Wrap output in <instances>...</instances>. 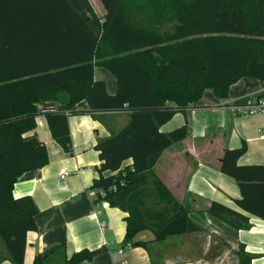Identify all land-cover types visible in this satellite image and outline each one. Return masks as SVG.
Masks as SVG:
<instances>
[{
    "label": "trees",
    "instance_id": "obj_1",
    "mask_svg": "<svg viewBox=\"0 0 264 264\" xmlns=\"http://www.w3.org/2000/svg\"><path fill=\"white\" fill-rule=\"evenodd\" d=\"M143 1L100 0L98 16L89 0H0V238L12 264H26V236L37 229L33 199L15 198L13 188L49 162L45 145L25 137L46 102L57 105L45 117L66 153L72 150L66 113H129L123 129L96 145L101 165L93 183L95 203L128 213L124 244L147 248L135 240L144 231L153 242L203 231L153 168L187 137V110L205 90L224 99L242 78L264 83V0H155L149 7ZM97 67L115 77V94L95 80ZM82 101L89 110L76 109ZM178 113L185 123L161 132ZM246 151L245 142L226 149L220 164L239 187L238 209L213 201L207 210L235 230H249V216L264 221V164H239ZM97 252L64 256L63 264L89 262ZM236 255L238 264H252L244 245ZM48 259L36 256L32 264Z\"/></svg>",
    "mask_w": 264,
    "mask_h": 264
},
{
    "label": "crops",
    "instance_id": "obj_2",
    "mask_svg": "<svg viewBox=\"0 0 264 264\" xmlns=\"http://www.w3.org/2000/svg\"><path fill=\"white\" fill-rule=\"evenodd\" d=\"M98 70L95 68V80L104 81L108 94H115V77ZM261 97H264V83L242 78L230 87L227 98L219 99L211 90H205L195 107L187 110V137L167 148L154 168L158 178L188 209L190 218L203 231L170 239L167 248L174 251L169 252L161 251V242H153V235L148 231L135 238L148 243L147 248L124 244L128 213L106 202L95 203L97 195L93 183L99 178L101 165L95 147L123 129L129 122V113L68 115L72 143L70 153L53 140L45 115L37 116L35 130L26 133L25 137H36L45 145L49 162L41 169L22 175L13 188L15 198L30 196L37 209L34 217L37 229L27 233L24 262L32 264L36 256H42L49 257L47 264H63L64 256L70 258L74 253L88 250L98 252L91 261L81 264H156L163 260L162 255L165 261L174 263L182 256L186 258L187 253L195 252L192 241L187 239L204 233L208 228L216 235H225L226 242L237 248L244 245L245 252L253 256L252 264H264L263 220L249 216L250 229L235 230L207 212L213 201L238 209L235 200L240 198L239 187L220 172L226 149L239 148L245 142L247 151L238 163L264 164V139H260L261 132L264 133V115H237L232 108L235 104H249ZM76 109L86 111L89 107L86 101H82ZM184 123L185 116L178 113L160 130L167 133ZM130 164L131 160L124 162L125 166ZM65 172L67 175L62 178ZM115 174L103 173L104 176ZM184 238L185 251H181L180 240ZM177 243L180 245L176 246ZM187 246L190 248L186 249ZM199 249L200 259L204 260V252L209 249L206 245ZM235 263L238 264V259ZM0 264H12L6 249L0 256Z\"/></svg>",
    "mask_w": 264,
    "mask_h": 264
},
{
    "label": "rangeland",
    "instance_id": "obj_3",
    "mask_svg": "<svg viewBox=\"0 0 264 264\" xmlns=\"http://www.w3.org/2000/svg\"><path fill=\"white\" fill-rule=\"evenodd\" d=\"M155 0H144L143 2H141V6L146 5V7H149L150 4L154 2ZM90 4L92 5L94 11L96 12V14L98 16H102L104 15V9L103 6L100 2V0H89ZM147 16V15H146ZM136 17L138 18H142L143 17V12L142 13H138L136 14ZM99 70L104 71V73H107L109 76H112V74L107 71L106 69L103 68H99ZM98 70V71H99ZM202 144V142H200ZM154 174L157 176V171L155 170V168L153 169ZM158 177V176H157ZM211 229H206L204 233L201 234H197L194 237H191L190 239L188 238V241H192L191 243H193L194 245V249L193 253H191V255H189L188 253L186 254V252H181V254H186V258H184L183 256L180 259H177L174 263H172L173 261H165L164 255H162L163 260H158L156 264H179L180 262H190V264H209L207 261H210L211 264H221V261L223 262V264H236L235 262L237 261L238 257H236V250L238 249L236 246H234L231 243H227L226 239H225V235L223 236L221 235H216L214 232H211ZM152 237V236H151ZM177 237H171L169 238L166 242V244L163 242H161V251H174V249H170L167 248L169 243L168 241H170V239H175ZM184 240H186V238H184L183 240H180V244L183 246L182 250L181 248H179L178 250L181 251H185L184 248ZM177 243L176 246L180 245ZM158 245V244H157ZM206 245V249H209V247L211 246L212 248H210L209 250H206L205 256H204V260L200 259V247H203ZM159 246V245H158ZM189 246L186 247V249H188ZM190 248V247H189ZM204 251V250H203ZM5 253V245L2 241V239L0 238V256L1 254ZM203 252H201L202 255ZM217 255H220L218 257H216Z\"/></svg>",
    "mask_w": 264,
    "mask_h": 264
},
{
    "label": "built area",
    "instance_id": "obj_4",
    "mask_svg": "<svg viewBox=\"0 0 264 264\" xmlns=\"http://www.w3.org/2000/svg\"><path fill=\"white\" fill-rule=\"evenodd\" d=\"M233 111L237 115H255L263 114L264 115V97L258 98L255 102L249 104H235L232 106ZM57 105L53 102H46L43 104L40 113L45 115L46 113L56 112ZM69 115L68 113H66ZM260 139H264V133L261 132ZM67 173H62L61 177L64 178ZM99 196H104V190L99 189Z\"/></svg>",
    "mask_w": 264,
    "mask_h": 264
}]
</instances>
